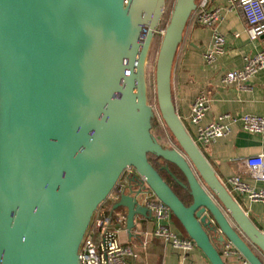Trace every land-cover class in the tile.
Returning <instances> with one entry per match:
<instances>
[{
    "label": "water",
    "instance_id": "1",
    "mask_svg": "<svg viewBox=\"0 0 264 264\" xmlns=\"http://www.w3.org/2000/svg\"><path fill=\"white\" fill-rule=\"evenodd\" d=\"M167 0H0V264H80L94 212L127 169L114 210L170 208L210 264L230 242L264 264V231L235 200L178 115L172 73L196 0H176L156 60L158 110L180 149L152 133L147 65ZM175 165L186 206L148 156ZM169 171V168L166 167ZM214 235L217 236L214 238Z\"/></svg>",
    "mask_w": 264,
    "mask_h": 264
},
{
    "label": "crops",
    "instance_id": "2",
    "mask_svg": "<svg viewBox=\"0 0 264 264\" xmlns=\"http://www.w3.org/2000/svg\"><path fill=\"white\" fill-rule=\"evenodd\" d=\"M218 7L223 9V20L219 30L226 37L225 55L221 56L213 66L206 64L204 53L212 42L213 31L198 24L196 17L193 16L185 30L173 66L174 103L178 115L193 139L196 138V128L189 122L191 107L201 93L207 95L211 104L202 123L204 126L227 113L236 116L249 114L264 117V72L248 82L250 89L247 91L239 90L236 85H223L221 82L226 73L243 67L245 57H252L264 51V35L253 39L240 11L235 9L229 11L227 3L222 0H210V9ZM236 34L239 37H235ZM199 147L224 184L231 177H240L256 191L264 188V183L251 178L250 170L246 165L249 157L264 153V134H251L239 126H234L228 137L211 145L199 144ZM125 178L126 176L122 184L128 194L130 182H124ZM233 197L253 224L264 231V204L251 202L246 196L238 194H233ZM115 204L116 202L114 206ZM119 212L127 217L125 208H120ZM135 223L136 227L131 233L126 231L120 235V242L130 246L137 255V258L129 259V264H210L197 247L189 254L186 261H182L178 251L153 236V231L159 225L156 219L147 220L137 216ZM170 227L181 237L188 238L187 233L174 217L171 219ZM216 237L214 235V238ZM227 264L232 263L228 260Z\"/></svg>",
    "mask_w": 264,
    "mask_h": 264
},
{
    "label": "built area",
    "instance_id": "3",
    "mask_svg": "<svg viewBox=\"0 0 264 264\" xmlns=\"http://www.w3.org/2000/svg\"><path fill=\"white\" fill-rule=\"evenodd\" d=\"M197 9L193 16L201 26L213 31L212 42L205 50L204 59L208 66H213L217 60L226 53V37L219 30L223 20L221 7L210 9V0H196ZM228 5V10H238L242 13L249 33L253 39L264 35V0H222ZM192 16V17H193ZM157 34L164 36L165 31L158 30ZM235 37H239L238 34ZM264 72V51L252 57H245L244 65L226 73L222 78V84L236 85L239 90H249L248 82L253 77ZM211 108L210 100L206 94L197 96L191 107L189 122L196 128L194 141L200 145H211L218 140L228 137L234 126L241 127L251 134H264V117L255 115L236 116L230 113L220 115L215 121L202 125ZM246 165L250 170V176L255 181L264 183V153L249 157ZM124 182L130 181L135 175V170L129 168L125 172ZM123 178L116 185L114 194H110L94 212L91 224L82 241L79 255L80 264H129L130 258H137L132 248L120 242V235L127 231V217L118 210L111 209L109 202H117L126 193L122 184ZM227 184V185H226ZM224 184L229 192L246 196L251 202L264 204V188L256 191L240 177H231ZM144 205L149 209L152 217L159 221L158 227L153 231V236L162 240L166 245L180 253L182 261L188 259L189 254L196 248L195 243L189 238H183L175 233L170 222L173 214L169 207L158 200L153 193L147 192ZM222 258L231 261L232 264H249L242 254L230 243L218 244Z\"/></svg>",
    "mask_w": 264,
    "mask_h": 264
},
{
    "label": "trees",
    "instance_id": "4",
    "mask_svg": "<svg viewBox=\"0 0 264 264\" xmlns=\"http://www.w3.org/2000/svg\"><path fill=\"white\" fill-rule=\"evenodd\" d=\"M173 7H172V9H170L169 7L166 8L164 16H163V19L161 21V24H160V27H159L158 30H160V31H162V30L165 31L166 30V28H167V26L169 24L171 13L173 11ZM161 42H162V36L159 35V34H156V37L154 38V41H153V44H152V48H151V51H150V54H149L148 61L150 63L157 60V56H158V53H159ZM156 103H157V99H156ZM150 105L152 106V104H150ZM154 112H155V117H154L153 122H152V125H153L152 133L155 136V138L159 141V143L161 145H163L166 148H172V149L174 148V149H177L178 151H182L180 149L177 141L175 140V138L173 137V135L171 134V132L167 128L165 122L163 121V119L161 117V114H160V112L158 110V105H157V108H154ZM157 129H158L159 135L162 136V138L164 140H166V139L168 140L169 138H172L174 140V143H173V145L171 147H167L161 142V138H159L155 134V130H157ZM166 137H168V138H166ZM148 159H149V162L151 163V165L159 172L161 177L170 185V187L179 196V198L185 203V205L186 206H190L192 204L193 200H192V197L190 196L189 190H186L183 187H181L176 182V180L173 178V176L171 175V173H172L180 181H182V182H184L186 184L187 180H186L185 176L183 175V173L175 165L163 160L162 158L157 157L156 155L150 154L148 156ZM166 167L169 168V171L166 170ZM125 174L126 173L123 174L122 178H124ZM114 192L115 191L113 190V192L111 194H114ZM108 204L111 207V209H113L114 202L112 201V202H109ZM173 217H174V215H173ZM174 218L179 223V225L182 227V225L178 221V219L176 217H174ZM187 237H188V235H187ZM251 248L253 249L255 254L261 259V261L264 263V255L261 252H259L258 250H256L254 248V246H251Z\"/></svg>",
    "mask_w": 264,
    "mask_h": 264
},
{
    "label": "rangeland",
    "instance_id": "5",
    "mask_svg": "<svg viewBox=\"0 0 264 264\" xmlns=\"http://www.w3.org/2000/svg\"><path fill=\"white\" fill-rule=\"evenodd\" d=\"M176 0H167L166 8L172 9L174 6ZM174 8V7H173ZM163 37V36H162ZM155 68H156V61L149 62L147 65V84H148V99L149 103L152 104V107L157 108L156 103V88H155ZM155 134L161 138V142L167 146L171 147L174 143V140L172 138H169L168 140H164L162 136L159 135L158 129L155 130ZM168 138V137H166ZM120 211V209H118Z\"/></svg>",
    "mask_w": 264,
    "mask_h": 264
}]
</instances>
